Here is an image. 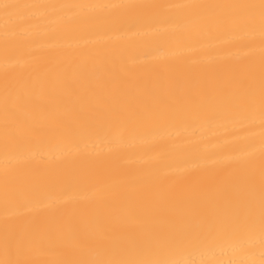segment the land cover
<instances>
[{
  "label": "bare ground",
  "instance_id": "6f19581e",
  "mask_svg": "<svg viewBox=\"0 0 264 264\" xmlns=\"http://www.w3.org/2000/svg\"><path fill=\"white\" fill-rule=\"evenodd\" d=\"M0 264H264V0H0Z\"/></svg>",
  "mask_w": 264,
  "mask_h": 264
}]
</instances>
